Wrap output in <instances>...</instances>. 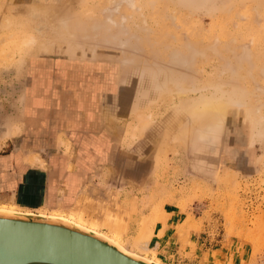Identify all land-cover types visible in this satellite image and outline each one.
Segmentation results:
<instances>
[{"label":"rangeland","instance_id":"rangeland-1","mask_svg":"<svg viewBox=\"0 0 264 264\" xmlns=\"http://www.w3.org/2000/svg\"><path fill=\"white\" fill-rule=\"evenodd\" d=\"M0 207L264 264V0H0Z\"/></svg>","mask_w":264,"mask_h":264},{"label":"water","instance_id":"water-1","mask_svg":"<svg viewBox=\"0 0 264 264\" xmlns=\"http://www.w3.org/2000/svg\"><path fill=\"white\" fill-rule=\"evenodd\" d=\"M0 264H155L105 238L36 213L0 211Z\"/></svg>","mask_w":264,"mask_h":264},{"label":"bare ground","instance_id":"bare-ground-1","mask_svg":"<svg viewBox=\"0 0 264 264\" xmlns=\"http://www.w3.org/2000/svg\"><path fill=\"white\" fill-rule=\"evenodd\" d=\"M225 109H226V106L218 105V106H212L209 109V111H210L211 114H214L215 113L217 115H222V114L225 113ZM0 211L1 212H22V213H28V214H32L33 213V212H28V211L27 212H23V211H19V210H16V209L4 208V207H0ZM38 215L45 216V217H49V218H52V219H59L61 221H64V222H68L70 224H73V225H75V226H77V227H79L81 229H85V230L91 231L95 235H98V236H100L102 238H105L106 240H108V242H110L113 245H115L119 250H121L124 253H128V254L133 255V256H138V257H140V258H142V259H144L146 261L154 262L155 264H160L157 260L154 261V260H151L149 258H145L142 255H139V254H137V253H135L133 251L128 250L117 239L112 238V237H109L105 233H103L101 231H97V230H95L94 228H92L90 226L84 225L83 223L79 222L78 220L76 221V220H73L71 218H68V217H65V216H62V215H53V214H46V213H39Z\"/></svg>","mask_w":264,"mask_h":264},{"label":"crops","instance_id":"crops-1","mask_svg":"<svg viewBox=\"0 0 264 264\" xmlns=\"http://www.w3.org/2000/svg\"><path fill=\"white\" fill-rule=\"evenodd\" d=\"M18 177H20V176H18ZM20 179L22 180V177H20ZM23 194H24V192H22Z\"/></svg>","mask_w":264,"mask_h":264}]
</instances>
